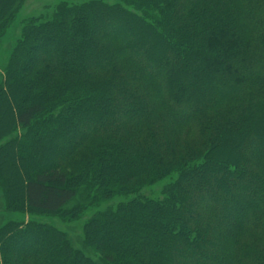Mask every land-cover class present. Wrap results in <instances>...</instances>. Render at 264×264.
I'll list each match as a JSON object with an SVG mask.
<instances>
[{"label": "trees", "instance_id": "16d2710c", "mask_svg": "<svg viewBox=\"0 0 264 264\" xmlns=\"http://www.w3.org/2000/svg\"><path fill=\"white\" fill-rule=\"evenodd\" d=\"M119 1L133 10L60 3L11 48L0 143L27 130L30 158L0 144L5 199L55 216L85 186L93 213L88 255L27 220L2 230L0 264H264V0Z\"/></svg>", "mask_w": 264, "mask_h": 264}, {"label": "rangeland", "instance_id": "374dc122", "mask_svg": "<svg viewBox=\"0 0 264 264\" xmlns=\"http://www.w3.org/2000/svg\"><path fill=\"white\" fill-rule=\"evenodd\" d=\"M87 0H20L16 6L12 9L13 12L8 15H1L2 20L0 21V81L3 78V69L6 66L8 58L11 53L12 46L21 38L23 29L28 27L31 22H49L56 11L57 6L60 3L68 2L71 4H81ZM101 1L109 5L119 4L125 9L132 11L133 8L130 5L124 4L119 0H96ZM0 4L6 6L7 0H0ZM116 33V32H114ZM117 34V33H116ZM21 91H24V88H21ZM18 104L15 103V106ZM7 114V113H6ZM5 114V115H6ZM2 118H5L3 116ZM27 130L15 127L7 136L2 138L0 144L4 145L6 143L14 142L16 143V148L18 147L24 149L26 153L15 151L18 157V164L23 158L27 155V158H30L29 152L30 149L27 147L26 138ZM34 137H39V133L36 131ZM1 147V145H0ZM62 147V146H60ZM82 150H78L76 154L72 155L67 164L62 165L60 171L65 172L66 174L72 175L75 174L73 171H76L75 164L80 157ZM6 154H0V160H5ZM30 160V159H29ZM32 161V160H31ZM38 159L33 158V162L36 163ZM17 164V165H18ZM37 164V163H36ZM21 175V174H20ZM168 179L161 180L151 186L144 187L140 192L134 194L133 197L136 198L142 197L147 199L156 200L160 198L163 188L167 185ZM5 181L0 177V235H2V230L8 224H20L24 221L30 220L36 224L44 225L51 227V229L60 232L65 235L66 238L71 242L73 249L83 251L84 254L88 255L90 249H84L83 247V228L86 222L92 216V210L89 208L90 201L93 196V190L88 191L84 189L85 186H81L74 197V199L63 209L58 215L49 216V215H25L23 211L20 210L18 205H15L14 202L11 204L5 199L6 192ZM93 189V188H92ZM132 196L128 197V199ZM120 202V196L118 199H114L111 202H100L101 206L104 208H116L117 204ZM99 204V205H100ZM18 208V209H16ZM79 209V215L75 216V209ZM234 215H231V218ZM2 236H0L1 238ZM11 240V238L8 239Z\"/></svg>", "mask_w": 264, "mask_h": 264}]
</instances>
